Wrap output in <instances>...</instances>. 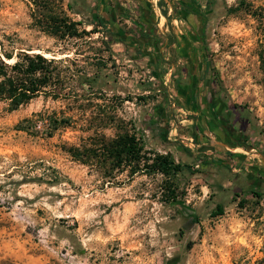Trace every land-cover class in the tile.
<instances>
[{
    "label": "rangeland",
    "instance_id": "rangeland-1",
    "mask_svg": "<svg viewBox=\"0 0 264 264\" xmlns=\"http://www.w3.org/2000/svg\"><path fill=\"white\" fill-rule=\"evenodd\" d=\"M92 1L0 0V60L38 53L57 74L15 108L0 98V264H264V0H192L204 12L201 79L236 147L194 125L175 97L180 60L168 42L186 29L180 2L141 0L152 19L145 57L112 50ZM135 1L115 5L140 21ZM50 7L89 32L41 30ZM125 129L187 165L171 178L175 200L159 173L124 170L108 183L68 153Z\"/></svg>",
    "mask_w": 264,
    "mask_h": 264
},
{
    "label": "trees",
    "instance_id": "trees-1",
    "mask_svg": "<svg viewBox=\"0 0 264 264\" xmlns=\"http://www.w3.org/2000/svg\"><path fill=\"white\" fill-rule=\"evenodd\" d=\"M69 7V4H67ZM96 23L100 21L94 20ZM80 22L71 21L62 12L57 16L50 8H46L43 21L39 28L52 35L73 36L86 34L89 31L81 29L76 32L75 25ZM6 58L11 56L5 54ZM51 60H47L38 53H22V58L11 64H5L0 60V98L8 100L12 108L29 101L45 87L52 79L57 80L56 72L48 68ZM264 63V59H261ZM134 127L131 126L130 129ZM70 156L83 164L94 166L97 174L110 183L117 172L126 171L131 177L135 173H159L164 177L167 197L175 200L171 178L179 173L185 164L176 162L169 153H158L153 150H144L140 137L132 130H123L112 138H93L89 144L82 146H71L68 148ZM222 211L219 204L210 212L211 215L220 214Z\"/></svg>",
    "mask_w": 264,
    "mask_h": 264
},
{
    "label": "flooded vegetation",
    "instance_id": "flooded-vegetation-1",
    "mask_svg": "<svg viewBox=\"0 0 264 264\" xmlns=\"http://www.w3.org/2000/svg\"><path fill=\"white\" fill-rule=\"evenodd\" d=\"M184 8L180 11L183 20L186 22V29L181 27L178 34L172 31L168 46L173 47L174 56L178 57L179 68H172L174 79L175 97L186 108L191 115L190 119L194 125L203 126L205 123L218 128L223 135V140L231 146H239V132L224 114H221L216 103L209 97L206 91V84L201 76L204 74L202 68L203 55L200 50L199 41L201 40L203 15L197 10L192 0H178ZM189 12L194 13L195 20L189 19ZM165 41L166 34L163 36ZM163 42H160L161 44ZM161 47H158V52ZM193 52L196 53L197 62L193 60ZM181 58V59H180ZM200 64V66H198ZM197 66V67H196ZM177 70V71H176ZM177 72V73H176Z\"/></svg>",
    "mask_w": 264,
    "mask_h": 264
},
{
    "label": "crops",
    "instance_id": "crops-1",
    "mask_svg": "<svg viewBox=\"0 0 264 264\" xmlns=\"http://www.w3.org/2000/svg\"><path fill=\"white\" fill-rule=\"evenodd\" d=\"M93 0L91 14L110 38L111 48L116 51L138 52L142 56L152 57V42L148 36L152 33V19L146 13L141 0L135 1L136 11L140 13V21L133 14H123V10L115 5L118 0ZM121 5L126 3L119 2ZM122 11V12H121ZM135 11V10H134ZM131 15V16H130ZM151 31V32H149ZM133 54V53H132ZM200 128H202L200 126ZM201 141V138H199ZM227 149V147H225Z\"/></svg>",
    "mask_w": 264,
    "mask_h": 264
},
{
    "label": "built area",
    "instance_id": "built-area-1",
    "mask_svg": "<svg viewBox=\"0 0 264 264\" xmlns=\"http://www.w3.org/2000/svg\"><path fill=\"white\" fill-rule=\"evenodd\" d=\"M203 6H204L203 4H199V7H200L201 9L203 8Z\"/></svg>",
    "mask_w": 264,
    "mask_h": 264
}]
</instances>
